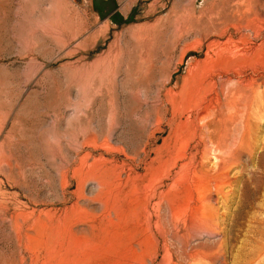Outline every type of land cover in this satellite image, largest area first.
Instances as JSON below:
<instances>
[{"label":"rangeland","instance_id":"rangeland-1","mask_svg":"<svg viewBox=\"0 0 264 264\" xmlns=\"http://www.w3.org/2000/svg\"><path fill=\"white\" fill-rule=\"evenodd\" d=\"M0 264H264V0H0Z\"/></svg>","mask_w":264,"mask_h":264},{"label":"bare ground","instance_id":"bare-ground-1","mask_svg":"<svg viewBox=\"0 0 264 264\" xmlns=\"http://www.w3.org/2000/svg\"><path fill=\"white\" fill-rule=\"evenodd\" d=\"M146 40H147V39H146ZM104 75H105V74H104ZM238 90H239V89H238ZM171 95H172V94H171ZM229 97H230V96H229ZM171 98H172V97H171ZM233 98H234V97H233ZM230 99H231V98H230ZM234 99H235V98H234ZM234 99H233V100H234ZM221 101H222V100H221ZM230 101H231V100H230ZM235 101H237V100H235ZM235 101H234V102H235ZM239 101H240V99H239ZM239 101H238V102H239ZM204 102H205V101H204ZM216 102H217V101H216ZM236 103H237V102H236ZM239 103H240V102H239ZM228 105H230V103H229ZM231 105H232L233 108H234V105H233L232 102H231ZM237 105H238V103H237ZM237 105L235 104V107H236V111H235V112H236V113L233 115L234 122H236V121L238 122V119H240V118H239V117H240V114H239V113L241 112V110H238L239 107H238ZM172 111H173V110H172ZM161 119H162V118H161ZM161 124H162V123H161ZM206 126H207V125H206ZM206 126H205V127H206ZM212 126H213V125H212ZM228 128H229V127H228ZM247 133H248V132H247ZM93 135H94V134H93ZM212 135H213V133H212ZM91 137H92V136H91ZM96 137H97V136H96ZM186 137H187V136H186ZM219 137H220V136H219ZM217 138H218V136H217ZM86 139H87V138H86ZM242 140H243V139H242ZM211 141H213V140H211ZM216 141H217V140H216ZM95 142H96V139H94V140L92 141V138H91V139L89 138V139H87V141H86V145H90L91 143H95ZM240 142H241V141H240ZM83 144H85V143H83ZM236 144H237V143H236ZM86 145H85V146H86ZM241 145H242V144H241ZM225 149H226V148H225ZM86 153H87V152H86ZM91 154H92V152H88V153L86 154V156H90ZM179 155H180V154H179ZM226 156H227V155H226ZM84 157H85V156H84ZM179 157H180V156H179ZM227 158H228V157H227ZM223 160H224V161H223L224 163H222V162H221V163L224 164V166H226L227 163H228V159H227V160H226V159H223ZM187 161H188V160H187ZM221 163H220V164H221ZM221 166H222V165H221ZM227 166H228V165H227ZM231 166H232V165H231ZM226 169H227V168H226ZM220 171L222 172V170H220ZM216 172H217V171H216ZM217 173H219V172H217ZM222 173H223V172H222ZM224 173H225V172H224ZM219 174H221V173H219ZM217 176H220V175H217ZM217 176H216V177H217ZM216 177H215V178H216ZM220 177H223V178H224V175H223V176H220ZM220 177H217L218 179L216 178V180H221V179L223 180V178L219 179ZM215 178H214V180H215ZM211 179H213V178H211ZM209 180H210V178H209ZM214 180H213V181H214ZM216 180H215V182H216ZM215 182H213V183H215ZM220 182H222V181H220ZM216 183H217V182H216ZM210 184H211V183H210ZM220 184H221V183H220ZM222 184H223V182H222ZM220 186H221V185H220ZM208 211H209V210H208ZM208 214H209V213H208Z\"/></svg>","mask_w":264,"mask_h":264}]
</instances>
